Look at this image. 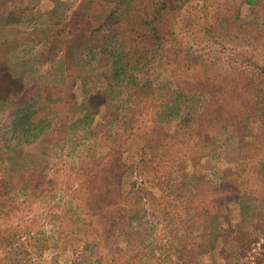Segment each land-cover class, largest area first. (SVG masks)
Returning a JSON list of instances; mask_svg holds the SVG:
<instances>
[{
    "label": "rangeland",
    "instance_id": "rangeland-1",
    "mask_svg": "<svg viewBox=\"0 0 264 264\" xmlns=\"http://www.w3.org/2000/svg\"><path fill=\"white\" fill-rule=\"evenodd\" d=\"M125 1L0 0V264H264V0L165 11L186 73L251 78L226 88L214 125L190 114L183 130L151 129L154 105L146 119L112 120L122 97L102 102L109 61L93 46ZM133 3L121 24L140 31L145 12L174 0ZM155 65L169 72L168 59ZM177 66L170 71L183 74ZM6 71L19 93H2ZM36 168L42 198L6 195L22 176L14 171ZM95 186L105 200H92ZM78 201L97 229L75 232L62 217Z\"/></svg>",
    "mask_w": 264,
    "mask_h": 264
},
{
    "label": "trees",
    "instance_id": "trees-1",
    "mask_svg": "<svg viewBox=\"0 0 264 264\" xmlns=\"http://www.w3.org/2000/svg\"><path fill=\"white\" fill-rule=\"evenodd\" d=\"M135 1L131 0L129 2L126 0L124 3L130 4L120 9L118 15H114V12L106 15L105 22L101 23L102 27H105L106 41L100 45L97 43L93 46L94 48L98 47V52L102 56L106 55L109 61V72L104 76V85L100 86L103 95L102 102L109 105L111 99L122 97L123 103L120 107L110 112L112 120H120V117L127 119L135 113L137 117L146 119V112L148 111H145L144 107L149 108L154 105L156 110L150 112L153 113L151 116V129L160 126L161 122L168 123V121L169 123L174 122L177 130L187 129L190 114L195 115L198 121L203 119L208 124L214 125V119L216 117L219 118L218 106L220 103V106H223L231 95V93L226 92V88L231 85L234 86L236 80L243 87H246L245 84L247 82L244 80L251 78L247 75H244L246 77L244 79L211 76L199 73L198 71L201 70L197 68L193 74L186 73L190 66L176 58V56L183 55L185 48H183L180 41L174 44L169 41L173 31L171 25L169 27L165 26L166 19L164 14L165 11L170 14L172 10L181 9L185 2L189 0H174L173 4L166 6V10L156 4L152 11L144 13V18L140 20V31L137 28H128L121 24L123 19L131 14L135 4L133 2ZM246 1L254 2V0ZM162 5H165V3ZM101 25L97 28L100 29ZM127 30L131 31L127 32ZM171 52H175L174 59L169 57ZM164 58L168 59L169 72L164 70L160 75L155 70V63L156 61L161 62ZM177 65L180 68H186L183 69V74L178 75L177 73L176 75L170 71L171 67ZM257 66H259V73H257L256 78L259 84H263L264 65ZM179 67L177 66V69ZM3 76L1 80L4 83L2 93L10 90L8 85H11L14 92L17 91L19 93L23 85L17 76H12L7 71L3 73ZM222 87L225 89L220 90ZM18 93L17 96L19 95ZM142 94L143 97H141ZM122 107L124 108L122 109ZM88 110L89 114L93 113L90 107H88ZM224 112V120L229 121L231 111H229L228 104L224 107ZM108 117H110L109 114ZM207 131L213 132L214 129L209 128ZM14 172L13 179H17V175L22 176L18 184L12 185L13 192L10 190L6 192V195L14 198L15 196L24 197L23 201H26L32 195L36 197L40 195L42 198L41 194L43 191L39 194V190L42 189V182L38 180V173H40L38 168L30 171H21V174L20 171ZM34 176H37L36 180H34ZM107 177L110 178L109 182L115 184L117 173L114 172V169H111ZM92 182L94 183L93 177ZM94 189L95 191H93ZM90 192L91 194H96L92 200L99 198L105 200L103 199L105 192L101 188L95 186L87 191L89 194ZM84 195L87 194L84 193ZM90 199L91 197L88 200ZM106 204L112 205L114 202L107 201ZM85 210L84 204L82 205V202L78 201L77 203L71 202L67 204L66 209L63 211L62 217L71 220L75 232L86 231L90 226L97 229L92 222L93 220L86 216ZM29 238L32 237L29 236Z\"/></svg>",
    "mask_w": 264,
    "mask_h": 264
}]
</instances>
